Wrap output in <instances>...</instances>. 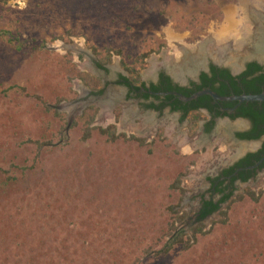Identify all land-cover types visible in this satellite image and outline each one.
<instances>
[{
    "label": "rangeland",
    "instance_id": "rangeland-1",
    "mask_svg": "<svg viewBox=\"0 0 264 264\" xmlns=\"http://www.w3.org/2000/svg\"><path fill=\"white\" fill-rule=\"evenodd\" d=\"M257 1L0 0V167L29 166L37 147L27 140L47 144L35 169L24 177L18 172L6 188L0 179V264H264V173L203 220L202 234L188 248L181 243L161 253L171 223L190 237L199 224L196 196L206 186L191 177L202 157L178 149L176 135L186 126L178 130L176 116L170 132L161 125L143 131L144 113L136 114V104L115 85L117 74L129 77L123 64L143 55L139 77L147 80L164 63H176L181 47L222 37L234 42L247 29L264 32V21L252 18L250 25L244 13ZM15 38L34 40L36 48L19 51ZM80 73L102 79V89L119 101H99ZM90 106L97 108L95 129L81 142L74 123ZM46 107L65 119L59 142L53 141L58 118ZM111 125L117 136L144 145L111 143L96 130ZM210 149L205 154L213 160L232 153ZM177 178L178 191L172 187Z\"/></svg>",
    "mask_w": 264,
    "mask_h": 264
},
{
    "label": "flooded vegetation",
    "instance_id": "flooded-vegetation-1",
    "mask_svg": "<svg viewBox=\"0 0 264 264\" xmlns=\"http://www.w3.org/2000/svg\"><path fill=\"white\" fill-rule=\"evenodd\" d=\"M258 45L264 47V41ZM252 48L253 49L250 55H253L254 59H250V61H247L245 63H243V59H240V61L238 62L239 66L237 65V63L235 66L231 64H228L230 66H223V65L221 66L218 65V63H214V60L205 58V60L203 61L192 60L190 65H188L186 68L183 69V73L182 72L177 73V69H176L177 67L176 65H178L177 63H174L171 66L170 65L167 66L163 64L164 67L161 68L159 67L158 69L154 70L147 80L146 78L144 80H140V83L133 88L127 87L122 83V79H120V77L127 78V76L124 73H119L117 74L116 77L115 85L124 90V93L122 95L123 99H125V101L126 100L132 101L136 104L137 106L136 114L137 113L140 114L142 112L144 113L143 116L140 117L142 120L145 119L144 122L147 124L146 126L148 127L144 128L143 131L151 132L154 128V130H156L157 132V129L155 128H157V125L158 126L161 125V126H165L167 131L170 132L172 131L173 128L172 117L176 116L178 130H180L183 124H185L186 128L184 129V131L181 130L180 132L178 131V134L176 135L175 138V144L177 145L176 141L180 137H185L189 140H193L196 143L195 149L189 154L191 155L199 154V156L203 158L204 154L210 148L215 149L221 146L222 150L224 149L227 150V148L231 150L232 153L230 154V156H228V158L213 160L210 158L212 157V155H210V157L206 159V163L205 164L203 163L201 165V166H206L210 162V160H212L208 165V168L206 170H203L202 173H200L199 175L201 182L206 187L204 192H200L196 196V199L198 200V206L195 214L196 217L195 223L198 222L197 218L199 217V213L201 212V210L204 208L205 202H211L213 205L218 206L217 209H215L209 216L205 218L207 219L208 217L212 216L217 211H219L221 209V206L225 204V203H219L224 194L231 193L232 195L230 199L233 198L234 193L237 189H239L241 186L250 184L253 181L256 182L258 180V176L260 175V173H264V152H263L264 135H261L257 139H249L250 137L240 138L239 135H248L253 131L252 121L245 117H235L234 119L229 117L232 114H236L241 104L248 102H243V103H238L237 101L224 102V103H230V102L237 103L234 107L225 108L223 106H220V103H223V101H214L210 96L207 97H209L212 100V103L215 106H217L215 109L220 114L217 115L216 112L210 113L207 109L200 108L198 110V113L202 116V119L197 121L196 127L192 131L191 122H190L192 111H189L185 115L184 112L182 111H172L169 106H166L160 111L147 107L151 104L156 106L160 105L162 101H165L164 99L166 97H175L176 99H178L176 96L163 95V94H167V93H177L179 95L182 94H180L176 90H170L166 92L165 91L155 92L151 89V87L153 86L159 87L167 80V82L171 85L173 89L176 88L191 89L193 84L194 85L200 84V77L202 74H206L208 77H211V67H215L218 70L227 71L230 74V76L234 78H237L241 76L244 72H246L250 64H255L261 69L262 68L264 69V61L261 60L256 54V50L259 47L252 46ZM99 68H101L102 71L108 72V69L105 66ZM236 70L237 72L238 71L239 72L234 73L233 71ZM259 75L260 74H256L253 77ZM94 78L100 80V90H101L100 93L93 91L95 97L99 101L103 100V102L106 101L111 105L113 103L115 104L119 99V96L113 99L111 96L106 94L108 93L107 90L102 89L103 80L98 77H94ZM214 86L218 88L219 83H216ZM204 90H210V89H204ZM145 95H147L148 97L145 98L144 97ZM231 96H240V95H230V96H220V97H231ZM156 97L162 100L161 101L157 100ZM128 109L129 108L125 110L127 113H128ZM243 146L245 149L242 150L241 147ZM248 156H251V158L248 159ZM244 160H246V164L240 166V164ZM231 168H234L233 172L229 176L224 175V172ZM241 173L244 175H249L247 180L243 181L240 178ZM218 185H220L221 188L224 189V193H218L216 191V186Z\"/></svg>",
    "mask_w": 264,
    "mask_h": 264
},
{
    "label": "trees",
    "instance_id": "trees-1",
    "mask_svg": "<svg viewBox=\"0 0 264 264\" xmlns=\"http://www.w3.org/2000/svg\"><path fill=\"white\" fill-rule=\"evenodd\" d=\"M3 2H6L8 0H2ZM15 48L17 50H22L23 48L30 46L33 47L32 44L35 42L34 40H20L18 38H15ZM33 48H36L35 46ZM109 55L105 57L104 59H100L99 61L101 63H105L109 58ZM147 57L146 55H143L139 58V60H136L133 64H123L124 70L129 74V77H120L122 79V83L130 88L135 87L137 84L140 83V77H139V70L144 69V59ZM99 67H102V64H98ZM256 74H260L259 76L253 77ZM77 78L80 79L83 84L89 88L91 91H96L98 93L101 92L100 90V80L97 78H94L88 74L85 73H80L77 75ZM251 78V79H250ZM216 83H219V87L216 88L214 85ZM151 89L155 92L158 91H170V90H176L180 94L188 97L198 91L204 90V89H210L213 92H215L219 96H230V95H242V94H247V95H256L260 93H264V69L256 66L255 64H250L247 71L244 72L241 76L234 78L231 77L230 74L227 71H222L218 70L215 67H211V77H208L206 74H202L200 77V84L199 85H192L191 89H181V88H176L173 89L171 85L167 82L163 83L161 86L156 87L153 86ZM145 98L148 97L147 95L144 96ZM35 99L46 105L43 101L42 98L34 96ZM157 100H162L160 98H157ZM165 101H162L160 105H149L147 106L148 108L160 111L166 106H169L172 111H182L186 115L189 111H192V116L190 118L191 122V130L193 131L194 128L196 127L197 121L202 119V116L198 113V110L200 108H205L207 109L210 113L216 112V114H220L218 111H216V107L213 103L212 100L207 97L203 96L201 98H198L195 101H192L190 103H182L175 97H166L164 99ZM59 102L62 101V98L58 100ZM237 103H220V106H223L225 108H231L234 107ZM46 111L51 112L53 111L55 117L58 118L59 122V131L54 138L61 133L64 128L66 127V122L65 119L58 114L57 109L55 107H46ZM97 113V108L94 106L87 107L83 113L79 116L77 121L74 123V125L80 124L81 126V142H86L90 139L92 132L94 131L95 128H91L90 125L94 121V118ZM222 115V114H221ZM230 118L234 119L235 117H245L248 118L252 121L253 123V131L249 133L248 135H239L240 138H249V139H257L261 135H264V103H259V102H248V103H243L239 106L236 114H232L229 116ZM98 133L102 136H106L107 141L111 143H115L119 140H123L124 142L128 141H134L138 143L139 146L144 145V140L142 139H137L133 136L130 138H127L125 135H119L117 136L115 134V126L111 125L105 129L98 128L96 129ZM57 138H55V140ZM27 143L34 144L37 147V152L35 155V158L31 160V164L29 166L25 167H18L17 165H11L8 168H3L0 167V179L3 180L2 187L6 188L9 187L10 185H13L15 182L18 181V172H20V176L24 177V175L28 171H32L35 169L37 165L40 164V152L42 148L47 145L46 142H40L38 140H27ZM52 141L50 140V142ZM263 152H264V145H263ZM251 158V156H248V159ZM246 164V160H244L240 166H243ZM234 168H231L227 171L224 172V175L229 176L233 172ZM249 175H244L240 174V178L245 181ZM179 185H180V178H177L173 184V189L176 191L179 190ZM181 191V190H180ZM216 191L218 193H224V189L221 188L220 185L216 186ZM231 193L224 194L222 199L220 200L219 203H226L229 201L231 197ZM247 196L253 200V201H258L260 196H256L253 192L247 191ZM217 205H213L211 202H205L204 203V208L201 210L199 213V217L197 218L198 225L191 228L192 230V235L191 237L188 235H185V233L181 230L179 232H175V226L174 223L170 224L169 227V235L170 239L167 241L165 244V250H162L161 253H168L169 250H171L175 245L178 244H184L185 248H188L191 244L192 241H194L197 238L198 234H202V229H203V224L202 221L209 216L215 209H217ZM183 217H177V221H181ZM185 238V241H184ZM184 242V243H183Z\"/></svg>",
    "mask_w": 264,
    "mask_h": 264
},
{
    "label": "bare ground",
    "instance_id": "bare-ground-1",
    "mask_svg": "<svg viewBox=\"0 0 264 264\" xmlns=\"http://www.w3.org/2000/svg\"><path fill=\"white\" fill-rule=\"evenodd\" d=\"M252 3L254 4V1ZM255 6H256L255 7L256 9L253 8V6H249V5H246V8H245L246 11L243 9L245 11L244 13L247 16V19L249 20L248 22L250 25L253 23L254 18H256L257 21H260V20L264 21V18L262 19V17H264V1H261V0L257 1ZM261 14L263 15L262 17H261ZM249 24H247V25H249ZM246 27H249V26H246ZM258 34H260L258 29L253 30V31L251 29H247L246 33L244 31H242L233 37L235 43L232 42L233 41L232 38H231L232 41H230L227 38L223 39V37H222L220 39L221 41L220 40L217 41L218 40L217 38L212 39V40H216V41L212 42V43L208 42L209 44H206L204 46L191 47L188 49H183V47H181V48H179V50L181 52V53H179V58L176 59V63L178 64V65H176L177 66L176 67L177 73L178 72L183 73V69L186 68L188 65H190V63H191V61H189L190 56H193L194 60L197 61V60H199V57L202 54L203 55L210 54L221 63L231 64V65L235 66L237 63V60H239L237 58H239L240 56H249L250 55L249 51H252V49H253L252 46L259 47V45L257 44L258 40L256 38L257 36H259ZM255 44H256V46H255ZM257 50H256L257 56L261 60H264V49L260 50L259 52ZM235 54H238V55L236 56ZM164 64H166V63H164ZM102 111H103L102 115L105 116L104 110H102ZM126 119L127 118H125V120ZM122 124L126 125L127 123L122 122ZM176 142H177L179 150L183 153H191L196 147V143L193 140H189L185 137H180ZM241 149L242 150L245 149L244 146L241 147ZM210 155H211L210 152L208 154L204 155L202 160L200 161L198 167L193 170L192 177H191V179H193L192 181L195 182V180H197V178L200 175V172H199L200 168L199 167L203 163L204 164L206 163V159H208L210 157Z\"/></svg>",
    "mask_w": 264,
    "mask_h": 264
},
{
    "label": "water",
    "instance_id": "water-1",
    "mask_svg": "<svg viewBox=\"0 0 264 264\" xmlns=\"http://www.w3.org/2000/svg\"><path fill=\"white\" fill-rule=\"evenodd\" d=\"M260 34H258L259 36H257V40H258V44L262 43L264 41V32H259ZM260 41V42H259ZM202 44L198 45V46H201ZM254 45V44H253ZM196 47V46H195ZM236 56L238 54H235ZM205 58H209V59H212L214 60V63H218V65H223V66H230L228 64H225V63H221V62H218L215 58H213L212 55L210 54H207V55H201L199 57V61H203L205 60ZM239 60H237V65H238V62L240 61V59H243V63L247 62V61H250V59H254V56L253 55H249V56H240L239 58H237ZM194 60V57L193 56H190L189 57V61H192ZM264 61V60H263ZM261 61V62H263ZM242 65V63H241ZM239 66V65H238ZM234 73H238L237 70L236 71H233ZM162 95V94H161ZM163 95H172V96H176L180 101L182 102H191L199 97H202V96H210L214 101H223V102H228V101H237L238 103H243V102H262L264 103V93H260V94H256V95H246V94H243V95H240V96H231V97H220L218 95H216L215 93H213L212 91L210 90H202L200 92H197L193 95H191L190 97H185L183 95H179L177 93H167V94H163ZM71 120L68 122V126L67 128L70 127L71 125ZM241 157V156H240ZM238 158V157H237Z\"/></svg>",
    "mask_w": 264,
    "mask_h": 264
}]
</instances>
